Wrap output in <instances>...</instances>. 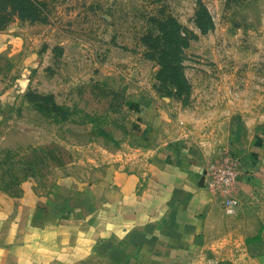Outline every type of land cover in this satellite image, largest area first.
Instances as JSON below:
<instances>
[{
  "label": "rangeland",
  "instance_id": "obj_1",
  "mask_svg": "<svg viewBox=\"0 0 264 264\" xmlns=\"http://www.w3.org/2000/svg\"><path fill=\"white\" fill-rule=\"evenodd\" d=\"M1 33L22 46L0 54V93L16 89L0 110V204L141 168L149 108L213 163L236 137L264 139V0H0ZM223 208L182 264H263L247 241L264 233V184L239 215Z\"/></svg>",
  "mask_w": 264,
  "mask_h": 264
},
{
  "label": "crops",
  "instance_id": "obj_2",
  "mask_svg": "<svg viewBox=\"0 0 264 264\" xmlns=\"http://www.w3.org/2000/svg\"><path fill=\"white\" fill-rule=\"evenodd\" d=\"M19 39L1 33L0 54L9 45L18 52ZM15 93H0V110ZM154 111L140 114L135 133L147 155L141 168L49 197L1 195L0 264H182L202 256L210 233L219 231L223 206L239 215L264 184L263 135L250 142L246 134L236 137L231 156L240 174L233 189L220 194L212 189L208 150L196 138L166 133ZM230 197L232 211L224 204ZM247 248L264 264V233Z\"/></svg>",
  "mask_w": 264,
  "mask_h": 264
},
{
  "label": "built area",
  "instance_id": "obj_3",
  "mask_svg": "<svg viewBox=\"0 0 264 264\" xmlns=\"http://www.w3.org/2000/svg\"><path fill=\"white\" fill-rule=\"evenodd\" d=\"M212 189L220 194H228L235 186L239 174V160L231 155L223 157L219 162L210 165ZM229 211L233 210L235 200L230 197L224 201Z\"/></svg>",
  "mask_w": 264,
  "mask_h": 264
}]
</instances>
